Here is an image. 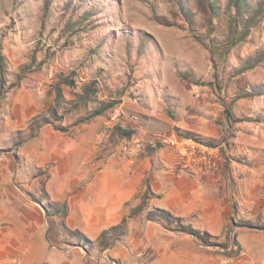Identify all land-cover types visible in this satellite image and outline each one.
<instances>
[{
	"label": "rangeland",
	"instance_id": "374dc122",
	"mask_svg": "<svg viewBox=\"0 0 264 264\" xmlns=\"http://www.w3.org/2000/svg\"><path fill=\"white\" fill-rule=\"evenodd\" d=\"M44 2L0 0V229L32 234L46 226L51 245L91 248L92 239L66 227L89 202L98 161L132 157L122 151L124 139H111L117 123L212 152L226 192L241 190L247 168L264 181V9L253 23L245 15L251 26L240 25L229 41V0L214 10L206 0ZM257 55L261 61H249ZM57 85L62 103L55 101ZM86 86L94 89L87 103L78 97ZM232 205L236 213L237 201Z\"/></svg>",
	"mask_w": 264,
	"mask_h": 264
},
{
	"label": "crops",
	"instance_id": "0c3cea01",
	"mask_svg": "<svg viewBox=\"0 0 264 264\" xmlns=\"http://www.w3.org/2000/svg\"><path fill=\"white\" fill-rule=\"evenodd\" d=\"M180 163V151L173 146L142 151L130 158L112 155L105 164L99 160L87 189L89 202L80 208L78 223L66 227L92 239V247L78 243V252L51 245L46 226L37 225L32 234L1 228L0 264H264V229L259 228L264 225V193L260 190L264 181L247 168L248 174L238 179L241 190L226 192L225 175L186 172L178 169ZM239 174L235 171L234 177ZM252 183L260 185L259 189L249 190ZM148 187L145 208L131 215ZM235 200L239 205L236 213ZM131 201L134 205L127 206ZM155 208L171 211L185 224L209 232L228 247L203 245L191 235L148 219V212ZM233 216L250 220L253 226L231 223ZM124 218L125 235L104 248L112 235L100 239V234ZM100 248L108 251L98 254Z\"/></svg>",
	"mask_w": 264,
	"mask_h": 264
},
{
	"label": "trees",
	"instance_id": "16d2710c",
	"mask_svg": "<svg viewBox=\"0 0 264 264\" xmlns=\"http://www.w3.org/2000/svg\"><path fill=\"white\" fill-rule=\"evenodd\" d=\"M206 1L213 10L214 8L217 7L216 4H218L219 2V0H206ZM50 3H51V0H45L44 2L45 7L46 8L49 7ZM229 4H230V7H232L234 10V15L230 22V28H229L227 37L229 41L230 40L233 41L232 38L237 33V29L240 25L243 24L242 27L244 28L251 26L250 24L248 25V23L245 22V19H243L245 15H247V21L248 22L252 21L249 23H253L255 17L259 15V12L261 11V9H264V3L258 2L256 5H253L251 0H229ZM181 11H182L184 18L188 21L190 25L193 26L195 22L193 20L192 13L183 5H181ZM233 43L230 45L232 46ZM230 45H227L228 49L230 48ZM261 59L262 58L260 57V55H257L252 58H249V61L259 62L261 61ZM5 67L6 66L4 65V63L1 62L0 91L5 89L6 87V79L4 76V73L6 72ZM61 81L67 83L69 86H72V87L76 85L72 79L67 80V78H62ZM56 87L57 88L55 89V101L62 103V101H64L63 100L64 95L61 93L60 85H57ZM93 91L94 89L92 88V86L83 87V92L79 93L78 97L81 99L82 102L87 103V101H89L90 94L93 93ZM103 110L104 108L100 110H94L91 116H96L98 114H101ZM136 134L137 132L135 128L126 127V126L124 127L122 124L117 123L116 126L112 130L111 139L117 142V141H122L125 138H131ZM184 137L196 139L191 133H186V136ZM148 198H149V187L141 195V202L133 208V210L131 211V215L137 214L143 208H145ZM128 204L129 203H127V205ZM64 213L66 214L67 212L65 211ZM47 215H49V213H47ZM147 218L150 220L157 221L161 223L165 228L171 229L177 233H184V234L191 235L195 239L199 240L203 245L218 247L219 249H225L228 247L226 243L213 241L212 240L213 236L209 232L195 228L191 224H185L180 217L174 215L169 210L162 209V208H155L154 210H150L148 212ZM237 224L243 225V226H249V227L253 226V222L249 220H244ZM125 225H126V219L124 218L120 224L111 226L100 234V239H105L107 236H109V234L112 235L111 237L112 239L110 240V242L106 241L104 243V248H108L113 241L119 240L123 237V235H125ZM259 228L264 229V225ZM80 235H83V234H80ZM84 237L89 241V238H87L86 236Z\"/></svg>",
	"mask_w": 264,
	"mask_h": 264
},
{
	"label": "built area",
	"instance_id": "2783aa9c",
	"mask_svg": "<svg viewBox=\"0 0 264 264\" xmlns=\"http://www.w3.org/2000/svg\"><path fill=\"white\" fill-rule=\"evenodd\" d=\"M132 120L138 118L137 115L129 117ZM122 151L129 156H134L139 152L145 151L149 148H157V146H173L177 147L180 151V160L182 166L188 170H195L204 172L209 175H216L218 162L212 152L201 149L195 143L187 141L173 140L170 136L165 134L156 133L154 135L136 134L131 138H125L122 141Z\"/></svg>",
	"mask_w": 264,
	"mask_h": 264
}]
</instances>
